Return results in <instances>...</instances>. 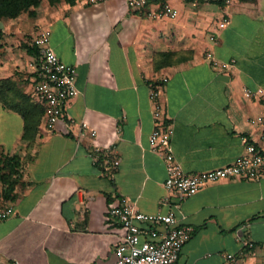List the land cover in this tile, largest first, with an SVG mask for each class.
I'll list each match as a JSON object with an SVG mask.
<instances>
[{
	"label": "crops",
	"instance_id": "0c3cea01",
	"mask_svg": "<svg viewBox=\"0 0 264 264\" xmlns=\"http://www.w3.org/2000/svg\"><path fill=\"white\" fill-rule=\"evenodd\" d=\"M171 2L176 19H152L128 0H42L34 17L0 18V158L20 159L14 199L4 198L0 179V208L10 209L0 221V264H113L125 230L108 210L121 200L145 213L174 210L194 226L185 264H225L229 253L231 264H244L264 249V177L210 182L179 200L164 186L162 155L149 147L151 86L167 77L162 120L173 125L185 172L230 164L248 143L264 148V125L250 121L264 112V97L242 91L264 88V0ZM42 28L51 29L56 54L76 66L79 89L52 129L26 46ZM208 51L234 66L216 69ZM82 120L95 137H78ZM93 146L113 148L116 167L95 164ZM244 240L254 247L241 253Z\"/></svg>",
	"mask_w": 264,
	"mask_h": 264
},
{
	"label": "built area",
	"instance_id": "2783aa9c",
	"mask_svg": "<svg viewBox=\"0 0 264 264\" xmlns=\"http://www.w3.org/2000/svg\"><path fill=\"white\" fill-rule=\"evenodd\" d=\"M85 3L94 4L105 0H83ZM151 3L155 8H149ZM131 9L143 11L152 19H176L179 9L171 0H128ZM227 18L219 23L224 27ZM50 28L38 30L33 38L37 46V55L34 58L36 70L35 94L45 107L47 127L52 129L60 120L66 119L68 101L79 93L76 86V66L63 61L54 51L51 45ZM211 41L216 43L217 37L211 36ZM210 64L216 69L228 70L234 66V61H222L214 56L212 51L207 52ZM167 77L155 81L150 90V98L155 105L156 125L149 135V147L153 152L160 153L163 157L167 176L164 186L171 195L179 200L195 194L210 182L222 179H257L264 177V148L256 143H248L244 154L236 161L225 166L187 173L176 160L172 137L173 125L162 120L160 104L161 91ZM243 94L248 97H264V88L256 89L244 86ZM251 123L264 125V112L250 119ZM119 125L118 132L121 131ZM97 131L91 129L85 120L80 122L78 137H95ZM264 141V137H263ZM113 148L100 149L93 146L89 155L95 164L103 167H116L117 160L113 154ZM180 204H177L179 207ZM10 215L9 208H0V221ZM108 216L115 219L125 232L122 240L115 246V260L113 264H185L181 261L183 246L190 240L195 232V227L190 224H181L174 210L168 213H145L137 211L126 200L108 210ZM163 225V229L157 228ZM241 253H245V247H254V242L244 240ZM234 255H227V262L231 264Z\"/></svg>",
	"mask_w": 264,
	"mask_h": 264
},
{
	"label": "trees",
	"instance_id": "16d2710c",
	"mask_svg": "<svg viewBox=\"0 0 264 264\" xmlns=\"http://www.w3.org/2000/svg\"><path fill=\"white\" fill-rule=\"evenodd\" d=\"M51 3L59 0H49ZM71 4L75 0H66ZM42 0H0V18H17L23 13H28L31 17L36 15V9L41 5ZM34 38V37H33ZM28 52L37 55V46L32 40V44H27ZM20 165L17 156H3L0 158V179L5 185L4 198L14 199L13 191L18 178L16 168ZM16 176V177H15Z\"/></svg>",
	"mask_w": 264,
	"mask_h": 264
},
{
	"label": "rangeland",
	"instance_id": "374dc122",
	"mask_svg": "<svg viewBox=\"0 0 264 264\" xmlns=\"http://www.w3.org/2000/svg\"><path fill=\"white\" fill-rule=\"evenodd\" d=\"M250 254L252 255V258L247 259V256H244V259L246 260L244 264H264V249H259L256 247L253 249Z\"/></svg>",
	"mask_w": 264,
	"mask_h": 264
}]
</instances>
